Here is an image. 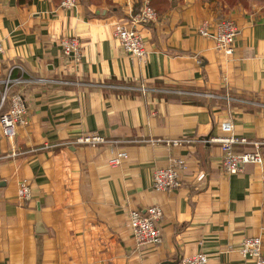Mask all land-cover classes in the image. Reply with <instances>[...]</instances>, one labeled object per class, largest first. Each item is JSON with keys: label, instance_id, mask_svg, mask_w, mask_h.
<instances>
[{"label": "crops", "instance_id": "1", "mask_svg": "<svg viewBox=\"0 0 264 264\" xmlns=\"http://www.w3.org/2000/svg\"><path fill=\"white\" fill-rule=\"evenodd\" d=\"M147 1L157 19L136 26L141 60L113 31ZM62 2L0 0V92L10 72L21 78L9 97L20 93L28 110L14 137L0 129V264H180L202 252L209 264H259L241 246L260 236L264 253V161L228 174L213 138L225 123L238 138L264 137V0ZM224 18L240 28L232 55L198 33ZM65 37L79 57L63 54ZM92 133L105 143L77 142ZM119 151L128 157L112 168ZM173 158L187 164L181 186L156 191L154 170ZM154 205L162 243L139 244L128 214Z\"/></svg>", "mask_w": 264, "mask_h": 264}, {"label": "built area", "instance_id": "2", "mask_svg": "<svg viewBox=\"0 0 264 264\" xmlns=\"http://www.w3.org/2000/svg\"><path fill=\"white\" fill-rule=\"evenodd\" d=\"M77 0H63V7L75 6ZM157 19L156 11L147 1L142 10L130 16V23L118 22L114 26L113 37L119 42L124 51L132 57L143 60L147 55L146 42L138 31V24H148ZM198 33L201 36L212 38L216 47L226 54L232 55L235 42L240 34V28L231 19H220L215 23L204 21ZM63 54L79 57L81 44L76 38L65 37L61 40ZM3 45L0 42V53ZM13 69V68H12ZM21 78L14 79L11 72L3 80L4 90L0 92V129L7 137H14L18 128L27 123V105L23 96L19 93L9 97V89L12 84L20 83ZM36 82L47 81L43 78L35 79ZM226 136L213 138L214 142L221 144L223 150V168L228 174L244 172L249 164H261L264 161V137L259 139L238 138L232 134V126L228 123L222 125ZM78 143H87L95 147L102 146L105 139L98 133L87 134L77 139ZM182 140L153 139L150 141L155 146H181ZM237 143L251 144L253 149L243 153L234 152V145ZM14 154V153H13ZM128 155L125 151H119L117 155L109 160L112 168L118 167ZM187 164L182 158H173L168 166L158 167L153 172V188L159 192H167L181 186V173L186 171ZM200 175L199 178H203ZM30 183L23 180L20 184L19 196L25 200L31 197ZM163 210L160 206L154 205L141 212L138 209L131 210L128 220L133 237L139 244H150L158 246L162 243V232L160 220ZM244 256L254 258L259 264H264L263 240L260 236H247L241 246ZM180 264H209V257L206 253H199L193 256L183 257Z\"/></svg>", "mask_w": 264, "mask_h": 264}]
</instances>
